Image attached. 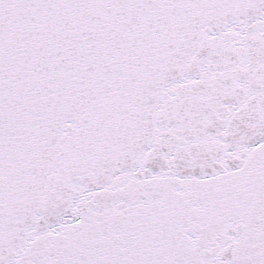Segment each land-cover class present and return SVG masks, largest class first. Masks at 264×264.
Instances as JSON below:
<instances>
[{"label":"snow or ice","instance_id":"obj_1","mask_svg":"<svg viewBox=\"0 0 264 264\" xmlns=\"http://www.w3.org/2000/svg\"><path fill=\"white\" fill-rule=\"evenodd\" d=\"M0 264H264V0H0Z\"/></svg>","mask_w":264,"mask_h":264}]
</instances>
